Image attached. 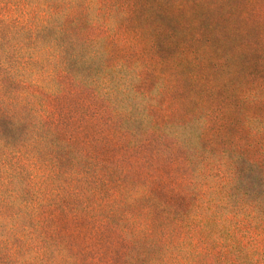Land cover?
<instances>
[{"label":"clouds","instance_id":"obj_1","mask_svg":"<svg viewBox=\"0 0 264 264\" xmlns=\"http://www.w3.org/2000/svg\"><path fill=\"white\" fill-rule=\"evenodd\" d=\"M253 55L264 0H0V264H264Z\"/></svg>","mask_w":264,"mask_h":264},{"label":"trees","instance_id":"obj_2","mask_svg":"<svg viewBox=\"0 0 264 264\" xmlns=\"http://www.w3.org/2000/svg\"><path fill=\"white\" fill-rule=\"evenodd\" d=\"M152 22L158 23V26L162 29V31L156 34V46L161 58L166 59L176 51V44L172 40V36L176 33L177 24L174 19L166 15L163 11L156 13ZM259 57V55L244 56L241 58V63L246 68L251 69L252 72H257V59ZM261 59H264V57Z\"/></svg>","mask_w":264,"mask_h":264},{"label":"rangeland","instance_id":"obj_3","mask_svg":"<svg viewBox=\"0 0 264 264\" xmlns=\"http://www.w3.org/2000/svg\"><path fill=\"white\" fill-rule=\"evenodd\" d=\"M262 57H259L257 59V65H258V69H257V72H254L256 74H260V75H264V68H262V66L260 65V60H261Z\"/></svg>","mask_w":264,"mask_h":264}]
</instances>
